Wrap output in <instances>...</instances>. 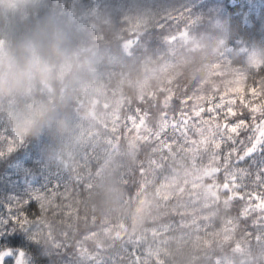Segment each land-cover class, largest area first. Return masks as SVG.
<instances>
[{
  "label": "trees",
  "instance_id": "trees-1",
  "mask_svg": "<svg viewBox=\"0 0 264 264\" xmlns=\"http://www.w3.org/2000/svg\"><path fill=\"white\" fill-rule=\"evenodd\" d=\"M15 3L27 8L7 35L0 20V61L56 23L84 74L0 92V203L41 189L16 228L47 264H264L258 165L233 169L219 140L233 135L227 108L248 118L238 139L264 123V0H0V11Z\"/></svg>",
  "mask_w": 264,
  "mask_h": 264
},
{
  "label": "clouds",
  "instance_id": "clouds-1",
  "mask_svg": "<svg viewBox=\"0 0 264 264\" xmlns=\"http://www.w3.org/2000/svg\"><path fill=\"white\" fill-rule=\"evenodd\" d=\"M25 3L5 5L0 11L3 21V32L14 24L19 15L26 11ZM71 35L56 23L38 27L23 39L16 52H5L0 61V92L12 94L25 88L32 90L50 89L58 78L61 82L79 83L84 74L70 63Z\"/></svg>",
  "mask_w": 264,
  "mask_h": 264
},
{
  "label": "snow or ice",
  "instance_id": "snow-or-ice-1",
  "mask_svg": "<svg viewBox=\"0 0 264 264\" xmlns=\"http://www.w3.org/2000/svg\"><path fill=\"white\" fill-rule=\"evenodd\" d=\"M225 107L227 108V106ZM217 115L220 113L218 112ZM220 118L224 121V131L231 132L233 135L229 136L228 140H224L221 134L219 140L223 143L231 142L232 149L229 155L234 153L238 157L236 163L230 167L243 173L246 169L240 167L241 165L245 163L258 165L257 179L261 184H264V123L259 125V139L253 133L245 141L238 139L240 132L248 125V118L243 117V113L237 117L234 109L227 108ZM261 121H264V114L261 115ZM237 144L240 147H237ZM13 151L14 149L9 147L7 155ZM4 155L5 153L0 151V157ZM258 156L259 159H257ZM40 191L41 189L32 190L24 198L10 197L0 203V209H2L0 211V264H47V260L40 255L39 248L27 239L24 232L18 231L16 228L18 224L21 228L23 227L20 218L23 217L26 220L30 216L35 206V200L40 199L38 195ZM13 202L19 204L18 213L13 212ZM261 206L264 207V204Z\"/></svg>",
  "mask_w": 264,
  "mask_h": 264
},
{
  "label": "rangeland",
  "instance_id": "rangeland-1",
  "mask_svg": "<svg viewBox=\"0 0 264 264\" xmlns=\"http://www.w3.org/2000/svg\"><path fill=\"white\" fill-rule=\"evenodd\" d=\"M259 131H260V128H258V130H257V134H256L257 139H259Z\"/></svg>",
  "mask_w": 264,
  "mask_h": 264
}]
</instances>
